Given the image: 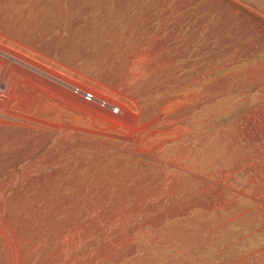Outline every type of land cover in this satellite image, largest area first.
I'll return each mask as SVG.
<instances>
[{"label":"rangeland","instance_id":"rangeland-1","mask_svg":"<svg viewBox=\"0 0 264 264\" xmlns=\"http://www.w3.org/2000/svg\"><path fill=\"white\" fill-rule=\"evenodd\" d=\"M0 264H264V0H0Z\"/></svg>","mask_w":264,"mask_h":264},{"label":"built area","instance_id":"built-area-1","mask_svg":"<svg viewBox=\"0 0 264 264\" xmlns=\"http://www.w3.org/2000/svg\"><path fill=\"white\" fill-rule=\"evenodd\" d=\"M85 99L88 100V101H90L92 99V96L91 95H86L85 96Z\"/></svg>","mask_w":264,"mask_h":264}]
</instances>
